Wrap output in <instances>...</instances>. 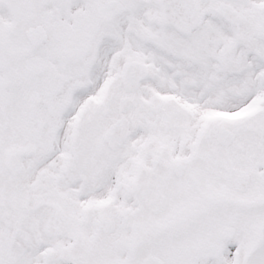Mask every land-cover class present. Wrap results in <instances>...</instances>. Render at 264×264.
Instances as JSON below:
<instances>
[{
  "label": "snow or ice",
  "instance_id": "1",
  "mask_svg": "<svg viewBox=\"0 0 264 264\" xmlns=\"http://www.w3.org/2000/svg\"><path fill=\"white\" fill-rule=\"evenodd\" d=\"M0 264H264V0H0Z\"/></svg>",
  "mask_w": 264,
  "mask_h": 264
}]
</instances>
